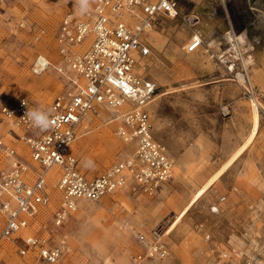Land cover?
<instances>
[{
    "label": "rangeland",
    "instance_id": "1",
    "mask_svg": "<svg viewBox=\"0 0 264 264\" xmlns=\"http://www.w3.org/2000/svg\"><path fill=\"white\" fill-rule=\"evenodd\" d=\"M187 1L188 8L180 6V14L196 15V24L181 16L158 15L147 37V75L157 93L147 107L155 137L173 160V177L153 195L132 186L97 202L81 200L56 228L72 247L66 264H134L133 257L144 251L138 235L150 240L155 228L162 232L169 255L138 264L264 261L259 250L264 247V202L253 196L246 203H219V189H227L234 178L231 170L212 185L245 148L233 167L254 161L264 169V90L254 79L264 59L248 57L249 45L241 36L253 31L255 18L244 0ZM66 7L67 0H0V107L18 95L48 106L61 90L53 67L59 59L54 37ZM40 27L44 34L35 40ZM203 30L207 35L202 44L187 49L191 37ZM37 53L51 62L41 73L32 70ZM107 119L100 115L84 120L72 146L88 175L102 172L131 147L115 135L116 124ZM50 190L53 203L43 214L48 228L58 202L53 184ZM3 244L9 247L4 261L12 264L15 246Z\"/></svg>",
    "mask_w": 264,
    "mask_h": 264
},
{
    "label": "built area",
    "instance_id": "2",
    "mask_svg": "<svg viewBox=\"0 0 264 264\" xmlns=\"http://www.w3.org/2000/svg\"><path fill=\"white\" fill-rule=\"evenodd\" d=\"M67 3L54 37L59 59L53 67L61 90L48 106L18 95L0 107V264H7L4 256L9 255L5 241L15 246L12 264H66L72 247L56 228L81 200L97 202L132 186L153 195L173 177V160L165 144L154 137L147 107L156 93L147 75L151 54L147 37L156 16H181L176 1L88 0L84 12L78 0ZM181 18L190 24L199 21L192 14ZM43 34L44 29L37 28L34 39ZM200 42L193 35L187 49ZM49 65V59L37 53L32 70L41 73ZM37 106L51 110L47 130L24 118L27 108ZM100 115L115 122V135L131 147L102 172L88 175L72 146L84 120ZM51 184L58 202L48 228L43 214L53 203ZM161 237L158 228L150 240L139 234L144 251L133 257L134 264L168 256Z\"/></svg>",
    "mask_w": 264,
    "mask_h": 264
},
{
    "label": "crops",
    "instance_id": "3",
    "mask_svg": "<svg viewBox=\"0 0 264 264\" xmlns=\"http://www.w3.org/2000/svg\"><path fill=\"white\" fill-rule=\"evenodd\" d=\"M175 1L177 3V8L179 12H180V6L184 4L185 5L188 4L187 0H175ZM244 3L246 4L247 9L250 12V14L255 18L254 19L255 21L253 22V26H252L253 31L248 32V30H246V32H243L241 35L244 38L243 41L247 40V42H245L244 44L248 43L249 45V54L247 56L254 57L256 59H259V58L264 59V0H244ZM186 6L188 8V5ZM198 33L199 35L197 36L199 37L201 41L200 43L202 44L204 36L207 35V33L205 34L204 30L198 31ZM211 41H212V44H215L217 40L211 39L210 42ZM149 46L151 48L150 43H149ZM255 48L257 51H255ZM245 51H248V49ZM257 68L258 69H257L256 74L254 73V75H256V78L254 79L257 81V85H258L257 87L260 90H264V68H261L260 65H257ZM156 94L157 93H155V95ZM155 95L153 96V99H155L154 98ZM150 113L152 115L151 111ZM152 118H153V115H152ZM153 134H154V119H153ZM154 137H155V134H154ZM245 150L246 148L238 156V158L228 168H226L224 172H222V174L212 183V185H215V182L220 180V178L228 170H231V172H235V175L233 176L234 178L229 180V184H227V189H225V187L223 188V190L219 189L220 193L217 197L219 203L224 202V201L226 202L228 201L245 202L246 203L248 201H252L253 196L255 199L254 201L264 202V169H262V165L253 161V162H246L242 165L237 164V166L233 167L234 163L240 158V156L244 153ZM173 171H174V163H173ZM215 171L213 173H215Z\"/></svg>",
    "mask_w": 264,
    "mask_h": 264
},
{
    "label": "clouds",
    "instance_id": "4",
    "mask_svg": "<svg viewBox=\"0 0 264 264\" xmlns=\"http://www.w3.org/2000/svg\"><path fill=\"white\" fill-rule=\"evenodd\" d=\"M79 10L87 11L88 0H78ZM51 110L37 106L35 108H27L24 118L29 120L33 127L40 130H47L51 126Z\"/></svg>",
    "mask_w": 264,
    "mask_h": 264
},
{
    "label": "bare ground",
    "instance_id": "5",
    "mask_svg": "<svg viewBox=\"0 0 264 264\" xmlns=\"http://www.w3.org/2000/svg\"><path fill=\"white\" fill-rule=\"evenodd\" d=\"M166 232H167V230H165V233H166ZM252 245H254L253 242H252ZM254 248H255V249L259 248V245H255ZM260 249L262 250V249H264V247H261V246H260L259 250H260ZM261 250H260V252H264V250H262V251H261ZM260 259H261V258H260ZM262 259H264V258H262ZM258 264H264V261H262V260H258Z\"/></svg>",
    "mask_w": 264,
    "mask_h": 264
}]
</instances>
